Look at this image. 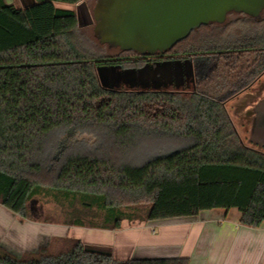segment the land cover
<instances>
[{"label":"trees","instance_id":"obj_1","mask_svg":"<svg viewBox=\"0 0 264 264\" xmlns=\"http://www.w3.org/2000/svg\"><path fill=\"white\" fill-rule=\"evenodd\" d=\"M82 1L35 0L20 8L0 0V205L24 221L31 219L30 203L50 197L70 207L68 225L107 230L122 229L124 221L237 210L240 225L260 228L264 150L241 141L216 95L234 88L237 78L258 75L252 69L261 59L226 53L214 71L215 93L121 90L112 77L145 62L134 51L105 55L101 47L108 45L79 33L78 14L57 6ZM226 26H201L165 53L185 60L230 50L233 26ZM85 133L99 137L94 150L76 141ZM145 141L185 146L138 164L134 155ZM78 205L101 213L100 222ZM63 242L62 252L44 247L23 258L0 248V264H189L187 258L116 260L80 240Z\"/></svg>","mask_w":264,"mask_h":264},{"label":"crops","instance_id":"obj_2","mask_svg":"<svg viewBox=\"0 0 264 264\" xmlns=\"http://www.w3.org/2000/svg\"><path fill=\"white\" fill-rule=\"evenodd\" d=\"M5 2L20 8H28L36 3L35 0ZM57 6L66 7L63 4ZM252 104L256 105L247 101L244 105L246 110ZM260 107V114L263 115L264 105ZM240 116L235 118L237 123ZM236 120L235 126L242 125L240 121L237 124ZM245 137L254 147L264 150V125L255 122ZM230 212L217 209L192 218L140 222L123 225L120 230H107L23 222L18 215L0 205V245L3 243V229L8 228L9 231V225H18L19 222L21 225L28 223L32 227H42L44 233L39 234L40 239L45 237L42 235H49H46L47 243L40 242L43 243L41 245L33 240L29 248L32 253L48 246L53 238H70L80 240L93 251L111 254L116 260L187 258L189 264H264V224L260 228L242 226L236 220H229ZM17 239L26 242L23 245H28L26 239ZM27 249L25 247L24 250Z\"/></svg>","mask_w":264,"mask_h":264},{"label":"water","instance_id":"obj_3","mask_svg":"<svg viewBox=\"0 0 264 264\" xmlns=\"http://www.w3.org/2000/svg\"><path fill=\"white\" fill-rule=\"evenodd\" d=\"M263 11L264 0H96L94 36L121 51L164 54L193 30L224 23L230 13L259 18Z\"/></svg>","mask_w":264,"mask_h":264},{"label":"flooded vegetation","instance_id":"obj_4","mask_svg":"<svg viewBox=\"0 0 264 264\" xmlns=\"http://www.w3.org/2000/svg\"><path fill=\"white\" fill-rule=\"evenodd\" d=\"M251 18L253 23L251 28L247 27L246 24L247 21L249 22L248 17L238 13L228 15L226 21L222 24L216 23L222 26L228 24L233 26L227 35L230 37L234 30L236 32L235 39L229 41L232 44L230 50H209L192 53L187 55L185 60H182L185 56L179 53L141 55L135 58L143 60L145 64L138 70L132 68L126 70L124 75H117L118 78L112 77L113 84L121 90H151L181 95H190L198 91L212 93L211 86L216 83L214 71L225 59L226 53L236 56L253 54L261 59L260 65L256 64L260 68L252 69L253 72L259 70L258 75L253 78L248 77L243 81L237 78L234 81V88L218 96L216 95V98L222 101L227 108V102L233 101L235 94L245 89L252 96V100L248 101L256 103L258 108L255 109L261 110L260 106L264 105V11L259 18ZM228 19L230 20L228 21ZM225 41L227 40L225 39ZM246 42L250 43L245 44ZM133 75H138L139 78L133 79ZM180 85L184 88L193 89V91L190 93L175 91ZM213 92L215 93V91ZM255 109L250 107L245 114H250Z\"/></svg>","mask_w":264,"mask_h":264},{"label":"rangeland","instance_id":"obj_5","mask_svg":"<svg viewBox=\"0 0 264 264\" xmlns=\"http://www.w3.org/2000/svg\"><path fill=\"white\" fill-rule=\"evenodd\" d=\"M95 5H96V0H83L78 5H75V6L66 5L65 8L74 10L78 14L79 23H80L79 33L83 35L84 37L88 38L93 43L98 44V41L97 39H95V36H94L95 22L93 18V9ZM229 20L230 19H228V21ZM235 33L236 32L234 30V33L230 37L231 41L235 39V36H236ZM101 48L103 49V53L107 56H115L119 53L118 49L112 48L110 46L109 47L102 46ZM211 90H212L211 92L214 93L213 91H216V85H212ZM175 91H180V92L182 91L183 93H190L193 91V89H190L188 87L184 88L182 85H180L179 88ZM248 93L249 91L245 89L237 92L233 98V101L227 102V108L229 110V115L233 122L237 136L241 139V141L244 144L254 147L251 141L247 140L245 136L249 134V128L253 126L255 122L260 123L261 126L264 125V114L261 115L260 114L261 110L255 109V108H258V105H253V104L251 105V108L255 110H252V113L250 114H247V113L245 114V112H247L246 110L247 108H245L246 106L244 105L248 100H252V96ZM238 115H241L240 116L241 119L238 118V123L240 121L242 122V125L235 126L234 120H236L235 118ZM236 123H237V120H236ZM76 141L80 144H84L88 149L94 150V148H96L97 143L99 141V137L97 135L89 134V133L79 134L76 137ZM184 146L185 145H178V144H173L169 142H157V141L147 142L145 141L139 147V149L136 152V155L134 156L136 158L135 160H137L136 163L143 164L153 157L177 152L183 149ZM29 208L31 209V219L29 220L26 219L23 222L26 221L29 223H35L37 225H42V226L45 224L70 226L68 225V222L71 219V209L67 204L60 205L59 203H57L50 197L49 198L44 197V198H36L32 203H30ZM77 209L84 212L83 214H90V215L97 214L95 221L100 222L99 218H101L100 216L101 213L97 212V210L90 213V211L83 210L81 206L79 205L77 206ZM240 216L241 215L237 210H232L229 215V220L230 221L236 220L239 222ZM137 223H140V222L124 221L123 225L131 226ZM42 229H43L42 227L40 228L36 226L32 227L28 223H25V225H21L18 222V225L17 224H15L14 226L9 225V231H8V228L3 229L4 233L1 236L3 243L2 245H0V248H2L4 251L18 258H23L28 254H36L40 251V249L32 253L29 250V248L31 247V243H33V240H36L35 243L37 242V244L39 242V245L43 244V243L40 244V242L47 243L46 235L48 234L42 235V237L44 236L45 237L40 239V235L44 233ZM17 238H22L21 241H24V239H26V241L28 242L27 243L28 247L23 245V244H26V242H19ZM64 239L65 238H56V239L53 238L51 239L50 243L46 247H48L52 252H58V253L62 252L63 250L66 249V246H67V243L63 242ZM24 246L26 247V249L27 248L28 249L24 250L25 249ZM34 249L36 250L37 247H34Z\"/></svg>","mask_w":264,"mask_h":264}]
</instances>
